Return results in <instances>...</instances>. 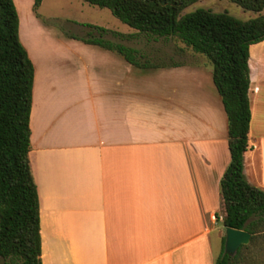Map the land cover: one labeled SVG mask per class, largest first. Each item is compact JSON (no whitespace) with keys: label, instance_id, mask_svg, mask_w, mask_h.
Instances as JSON below:
<instances>
[{"label":"crops","instance_id":"crops-1","mask_svg":"<svg viewBox=\"0 0 264 264\" xmlns=\"http://www.w3.org/2000/svg\"><path fill=\"white\" fill-rule=\"evenodd\" d=\"M36 18L19 19V37L35 70L28 157L41 264H215L230 153L213 68L192 51L183 63L141 62L139 40L163 38L136 30L69 21L84 30L73 34ZM97 39L136 50L142 66L83 42ZM248 66L244 172L264 192V41Z\"/></svg>","mask_w":264,"mask_h":264},{"label":"trees","instance_id":"trees-1","mask_svg":"<svg viewBox=\"0 0 264 264\" xmlns=\"http://www.w3.org/2000/svg\"><path fill=\"white\" fill-rule=\"evenodd\" d=\"M43 0H33V13ZM108 9L121 23L150 39H179L212 64V81L227 118L230 162L220 180L225 228L250 234V244L264 238V192L244 172L251 119L249 48L264 41V0H227L255 16L241 20L227 12L182 11L200 0H82ZM100 32L105 29L95 27ZM86 44L114 50L140 67L137 51L102 39ZM34 65L19 37L13 0H0V264H41L40 213L30 161V113ZM225 237L215 264H237L224 253Z\"/></svg>","mask_w":264,"mask_h":264},{"label":"rangeland","instance_id":"rangeland-1","mask_svg":"<svg viewBox=\"0 0 264 264\" xmlns=\"http://www.w3.org/2000/svg\"><path fill=\"white\" fill-rule=\"evenodd\" d=\"M15 3L19 19L23 21L30 16L36 18L33 13V0H19ZM207 9L215 13L227 12L229 15L241 19L248 20L255 15L251 12L242 10L240 7L227 0H200L197 3L187 7L182 11V15L190 13L196 9ZM39 17L37 21L43 25H56V31L68 32L73 34H81L82 29L75 26H70L72 21H88L98 22V24L110 28H119L122 31H135L121 24L107 9H100L84 3L82 0H43L41 6L37 10ZM101 13V14H100ZM71 21V24H68ZM59 25V27L57 26ZM140 35V34H139ZM143 39H146L144 34H141ZM142 40H139L140 45L136 46L144 59L141 62H147L152 65H165L171 63H183L191 55V50L187 48L179 39L171 38L170 43L160 40L162 45H143ZM22 43V42H21ZM258 51V49H257ZM192 55H194L192 53ZM200 57L205 61L207 67L212 69V64L203 56ZM212 241L215 251L220 249L218 240L212 235ZM248 248L242 249L241 261L237 264H264V238L256 242L249 243Z\"/></svg>","mask_w":264,"mask_h":264},{"label":"water","instance_id":"water-1","mask_svg":"<svg viewBox=\"0 0 264 264\" xmlns=\"http://www.w3.org/2000/svg\"><path fill=\"white\" fill-rule=\"evenodd\" d=\"M250 238L245 231L225 228L224 253L234 256L241 246L249 244Z\"/></svg>","mask_w":264,"mask_h":264}]
</instances>
